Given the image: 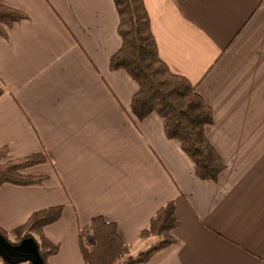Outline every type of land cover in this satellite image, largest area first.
I'll return each instance as SVG.
<instances>
[{
	"label": "crops",
	"instance_id": "0c3cea01",
	"mask_svg": "<svg viewBox=\"0 0 264 264\" xmlns=\"http://www.w3.org/2000/svg\"><path fill=\"white\" fill-rule=\"evenodd\" d=\"M144 3L161 59L213 111L218 182L198 179L159 115L134 116L138 85L110 68L122 46L114 0H0L29 17L0 38V149L8 161L44 156L24 173L47 177L0 188V228L63 206L44 230L60 247L47 264H85L80 240L92 241L98 217L137 256L142 231L174 201L177 243L146 264H264V0Z\"/></svg>",
	"mask_w": 264,
	"mask_h": 264
},
{
	"label": "trees",
	"instance_id": "16d2710c",
	"mask_svg": "<svg viewBox=\"0 0 264 264\" xmlns=\"http://www.w3.org/2000/svg\"><path fill=\"white\" fill-rule=\"evenodd\" d=\"M119 16L120 50L111 58L112 70L125 71L138 85L132 100L134 116L143 121L152 114L161 117L168 139L177 140L184 153L195 165L196 176L205 182H218L226 166L207 138L206 129L214 124L212 109L196 87L185 77L174 74L161 59L151 20L144 0H114ZM29 20L23 11L0 4V38L7 39L9 30ZM4 90H0V98ZM9 149H0V188L5 185L41 187L45 176H30L24 172L44 164L42 155L8 161ZM64 207L58 206L35 213L28 222L13 231L0 228V233L14 247L33 240L42 264L59 253V245L45 236L47 226L58 222ZM179 227L176 203L168 202L142 231L140 241L147 248L132 256V247L120 236L118 226L102 217L92 220V241L80 240L85 264H146L158 252L174 246V232ZM0 260L4 261L1 257ZM19 263L16 259L12 263ZM30 264V263H27Z\"/></svg>",
	"mask_w": 264,
	"mask_h": 264
},
{
	"label": "water",
	"instance_id": "95a60500",
	"mask_svg": "<svg viewBox=\"0 0 264 264\" xmlns=\"http://www.w3.org/2000/svg\"><path fill=\"white\" fill-rule=\"evenodd\" d=\"M0 257L12 263L16 259L19 263L42 264V259L33 240L24 241L20 246H11L0 233Z\"/></svg>",
	"mask_w": 264,
	"mask_h": 264
}]
</instances>
